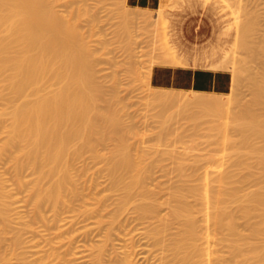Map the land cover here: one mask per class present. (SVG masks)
I'll return each mask as SVG.
<instances>
[{
    "label": "rangeland",
    "instance_id": "374dc122",
    "mask_svg": "<svg viewBox=\"0 0 264 264\" xmlns=\"http://www.w3.org/2000/svg\"><path fill=\"white\" fill-rule=\"evenodd\" d=\"M52 5L62 16L68 29L72 30L75 36H79L75 37L77 43L86 46L94 84L103 93L100 107L104 110L108 108L105 111L110 114L113 111L119 122L116 126V122L101 120L100 125H104L105 122L115 125L116 132H112L111 136L107 134L108 130L112 129L107 128L108 123L107 127L105 124L104 130L107 131L105 132L107 136L94 147L81 146L82 140L72 141L68 153L73 155H70L72 158L67 162V168L64 166L69 179L67 178V184L65 183L61 192L63 200L57 204L46 200L38 206L34 191L38 172L26 162L22 164L24 166H17L18 161L13 152L23 158L17 146L0 154V201L4 203L3 215L0 216V264H112L121 257L130 258L134 264H172L171 262L174 264L176 262L174 253L178 250L174 248L175 245L172 246L175 251L170 246L172 236L173 238L174 235L179 236L176 232H179L180 222L175 221L171 225L166 223L167 225L163 226L165 229L163 228L159 234L162 240L160 243H155L158 236L155 228L161 222L157 217L169 214L171 207V203L168 202L171 198L169 188L180 187L183 178L187 179L190 176L189 182L193 184L201 182V178L204 182L203 175L199 173V171L204 172V168L206 169L204 174L209 175V178L214 174L219 176L226 168L234 173L235 169L231 170V168H234L236 154H229L231 149L225 148L226 145L220 142L222 136L220 138L217 136L220 142L218 144L214 136L220 135L221 132L219 127L218 132L214 130L215 126L211 120L214 123L216 119L222 120L223 125L218 122L221 126H224V122H230L233 113H236L240 106L253 100L255 84L264 78V54L259 53L264 43L262 40L264 39V0H162L157 8L134 6L127 0H54ZM248 40H252V43ZM251 44L253 46L256 44L259 51L257 52ZM242 55L248 57L247 60L245 58L246 61ZM258 55H263L262 60ZM226 60L231 63L229 62L228 65V62L225 63ZM188 63L223 68L232 73L233 85L228 92L195 91L198 92L197 94L203 92L227 100L220 105V109L215 106L216 110L206 112L205 107L203 108V104L200 103L194 104L179 98L164 100L155 97V92L166 90H174L176 94H181V91L184 95L195 94L192 89L158 86L151 80L156 65ZM4 74L6 75L5 72ZM4 74H0L2 115L0 146L9 134L8 126L13 109L19 102L35 99L38 96L33 93L32 87H28L22 94L14 95L13 91L11 93L9 82L3 80V76L6 79ZM249 75L253 78L251 79ZM49 78L41 83L40 93H51L62 84L53 76L50 80ZM249 85H252L253 89ZM222 107L223 113H221ZM209 123L212 131L208 129L210 126L207 127ZM119 126L121 129H118ZM228 127L227 131L238 138V129L236 127L233 129V126ZM163 129L164 132H161ZM121 136L124 138L122 139ZM119 138L124 141L126 139L128 152L131 151V156L139 162V165L144 166L141 167L143 183L135 185V189L127 196L124 194V180L130 179L132 176L130 174H137L138 168L126 173L127 176L122 175L124 179H117L112 170L110 171V157ZM205 143L206 147L203 146ZM78 146L80 148L77 151ZM185 150L188 159L186 157L184 159L185 161L187 159L190 165H194V169L198 166L199 171L193 170V172L196 171L200 175L198 176L200 180L192 176L193 167L189 164L183 166L184 161L181 163L184 172L179 169L181 165L177 166L180 163L178 157L181 152L184 154ZM176 154L178 157H175ZM163 155H165L164 159ZM175 158L179 160L176 159L177 163L174 161ZM230 158L231 167L228 160ZM211 159L213 160L211 166H215L213 170L216 168L213 174L210 166L207 167ZM206 160H209L208 163ZM221 160L224 165L221 163L216 167ZM195 161H198L197 164ZM227 165L230 169L226 167ZM237 165L236 163L235 166ZM188 166V169H184ZM253 166L249 167L250 170H253ZM64 168L58 169L57 173L47 174L48 176L46 175L47 177L45 176L40 184L37 183L36 187L39 188L40 185L43 191L48 187L51 188L52 183L65 174ZM241 168L243 172L236 173L237 169L235 170L238 177L249 170L247 167L246 171ZM254 169L260 168L255 166ZM188 170L192 172L190 175L186 174ZM236 176L233 177L236 180L234 183L241 186L244 192L256 186L253 180L239 181ZM146 191L147 196L143 194ZM192 199L195 201L193 204L197 205L194 206V210L199 209L194 211L197 216L195 218H200L197 222H204L205 225V220H202L203 215L205 218V212L199 208L202 204L195 196ZM156 202L159 205L158 210L155 211L158 212L157 217H155L157 214L155 216L153 214L155 212L149 217L140 216L139 204H156ZM240 202L233 199L229 200L227 205L229 204L228 206L231 207L229 208L236 212ZM237 217L241 231L249 232V225L247 226L241 213ZM200 228L205 231L201 224ZM211 228L205 232L206 236L200 238V244L207 249L208 254L206 259L202 257L205 261L201 258L198 264L203 262L205 264L207 261L210 264L211 260V264H217L220 257L221 259L226 257L228 260L233 257L228 229L219 233L218 229ZM176 255L179 257L177 253ZM178 259L175 264H184L181 263L184 261L182 258ZM230 262L234 264L235 261Z\"/></svg>",
    "mask_w": 264,
    "mask_h": 264
},
{
    "label": "bare ground",
    "instance_id": "6f19581e",
    "mask_svg": "<svg viewBox=\"0 0 264 264\" xmlns=\"http://www.w3.org/2000/svg\"><path fill=\"white\" fill-rule=\"evenodd\" d=\"M53 3L54 0H0V74H4V72L6 73V75L4 74L6 79H4L3 76V80L5 82L6 80L9 82L8 84L12 88L11 93L13 91L14 95L24 93L28 87H32L33 93L38 94L35 99L25 100L21 103L19 102V104H17V106L11 112V122L8 126L9 134L3 144L0 146V154H2V152L4 151L6 152L8 149H12L13 146H17V148H19V150L23 154L22 158L19 154L14 153L15 151L13 152V155L15 154L14 157L18 161L17 166H24L22 164H24L25 162L31 164L36 172H38V181L36 182V184H40L39 182L43 178H46L48 176L47 174H53L54 172L57 173L58 169L60 170V168H64V166L67 165V162L72 158H70L71 154L68 153L69 148L71 149L72 141L74 142L75 140H82L81 146L86 145L94 147V145L96 146L98 144L97 142H102L103 139L106 138L105 136H107V134L111 136L112 132L115 133V125L113 126V124L111 123L116 122L115 124L117 126L119 122L113 111L111 112L112 114H110L108 113V111H105L108 110V108H105L104 110L100 107L103 93H101L102 91L100 90V88L94 84L95 82L93 81V75L90 71L91 63L89 52L86 49L85 45L82 44L81 46L80 43H77L75 37H77L78 35L75 36V34L71 32L72 30L68 29L62 16H60L57 10L54 9V5H52ZM135 13L137 14L138 12ZM241 33L243 32L241 31ZM262 40L264 42V39ZM250 42L252 43V40ZM255 45L256 44H254V46L252 45V47H255L258 52L259 49ZM233 50L234 47L232 51ZM259 53L264 54V43L263 45H261ZM244 56V60L245 58L247 60L248 57L246 55ZM262 56L263 55H258L259 58H261ZM170 60H172V58H170ZM227 62L229 65L230 61L226 60L225 63ZM225 63L224 65H226ZM244 74L246 73L244 72ZM252 75H249L251 79L253 78ZM51 76L60 80L61 82L58 81V83L60 82L62 84L51 93H40V90L42 88L41 83H44V81H46L49 77L50 80ZM259 81L260 82H256L255 84V94L253 95L254 98L252 97L253 100L248 104H244V106L242 107L240 106V109L237 110L236 113L234 112L235 114L233 113V117L231 118L230 122H224V126H221V123L223 125V121L216 119L215 123L217 124H215L212 120L211 123L214 124L215 131L218 132L220 130L221 132V134L220 132L218 133L220 135L216 134L214 138L217 139V136L219 138L220 136H222V141H220L222 145L224 144L226 145L224 146L225 148L231 149V151L228 150V152L230 151L229 154H236L237 159L234 163V168H231V170L237 169V172L234 170V173H238L239 171H241V167H243L244 171H246L247 168L252 167L253 165L259 167L260 169H256V171L254 169L255 166H253V170H250L249 168L247 172L241 174L238 177L236 176V173L234 174L224 167L225 172L222 170L223 172L221 171V174L219 176H216L214 174L213 177L211 175V178H209V175L207 176L206 174H204L206 171L205 168L204 172H200L198 166L196 169H194V165L192 166L189 164L187 160L188 157L185 154V150L184 154L183 152H181V155H179V157L177 156V154L175 155V157H178V159L180 158V163L178 162L179 164L177 166L181 165V167L179 166V169L184 172L182 170L183 167L181 163L184 161L183 166H187L189 164V166L193 167H190L192 169V172L193 170H196L199 171L201 176L203 175L204 182L202 178L200 180V175H198L196 171V175L194 172V174H192V176H195L197 180H200L201 182H203V184H201V182L195 184L194 182V186L193 182H189L190 176L188 177L185 175L188 178H185L186 180L183 178L184 181L182 179V185L180 183V185L182 187L184 186V188H181V186H177V188L176 186H174L173 189L169 188L171 189V198H169L170 201H168L171 203V207L168 212L169 216L167 214H164L165 216L161 215V217L158 216V212H155L158 210L157 207L159 206L157 202L156 204H139L140 216L143 215L142 217H149L153 212H155L153 213L154 216L155 214H157L155 217L158 216L157 219L161 220V222H159L160 220L158 221L159 225L155 228V232L156 234H158L157 239H155V241L157 240L155 243H160V241L162 240V236L160 237L159 234H161L163 228L165 227V225H167L166 223H170L171 225L174 224L175 221L180 222V229L178 228L179 232H176L177 235L179 234V236L175 237L176 235H174L175 239L172 236L170 247L174 251L177 248L176 250L178 251L176 253L180 258L184 260L181 263L186 264L187 262L188 264L189 262V264H198V261L202 257L205 259L207 258L208 251L204 246L200 244V238L206 236L205 232L213 227V230L218 229L219 233L223 230L228 229L227 232L231 237L225 238L229 239L230 242L228 240L227 241L230 243L231 252L233 253V257H231L230 260L226 259V257L221 259L220 255L217 256V259H219L220 257L219 262L216 259V262H218L217 264H233L230 261H235L234 264H264V78H261V80ZM250 84L252 83L250 82ZM251 86L250 88L253 89ZM193 91L195 93L193 95H184L183 91H181V94H176L174 93V90L157 91L154 95L155 97H157V99L160 98L164 100H174L176 98H179V100H188L190 102H193L194 104L200 103L201 105L203 104L202 106L203 108L205 107L206 112L216 110L215 106L220 109V105L224 104L227 101L219 97L203 94V92L201 94H197L198 92L195 91L199 90ZM12 99L14 98L12 97ZM220 111H218V114ZM196 113H198V111ZM221 113H223V107ZM1 117L2 115L0 113V121L2 119ZM101 120L110 121L111 123L107 122L109 126L106 122L103 124H106L105 127L108 126V129L110 127L112 130L114 128V130L110 131V129H107L109 133L105 131L104 125H100ZM213 120L215 121V119ZM218 122L221 123L218 124ZM211 123H209L207 127L210 126V128L208 129H211L212 131ZM228 126H233V129L235 127L238 129V138H235V136L233 137L229 133V130L227 131ZM119 127L118 129H121V127ZM221 127L225 128V130H222ZM214 130L213 133L215 132ZM221 130L224 132H222ZM165 131L167 130L165 129ZM105 132H107V134ZM161 132H164V129ZM124 136H121L122 139L124 138ZM202 137H204V135ZM218 139V144H220ZM121 140L119 138V140L116 142L113 153L110 157V171L112 170V173H114L117 179H124L123 177L128 175H126V173H130L131 171L140 168V170L137 169V174H130L132 175L130 179L124 180V194L127 196L131 194L133 189H135V185H140L143 183V171H141V169L143 170L144 166L142 165L143 168H141V164L139 165V162L131 156V151L130 153L128 152L129 148L127 147L128 144L126 143V139L125 141ZM213 141L216 142V140ZM203 146L206 147V143ZM79 148L80 146L77 147V151L79 150ZM72 152L73 151H71V153ZM160 153L162 155V152ZM161 155L159 154L160 158H162ZM223 156L224 155H222V157ZM185 157L187 158L186 161L188 163L185 161ZM164 158L165 155H163V159ZM152 159L154 160L155 158L153 157ZM176 159L177 158L174 159L175 163H177ZM212 159L210 161V165L208 164L207 167L210 166L213 174L216 168L213 170L215 166H211V163H213L214 160ZM228 160H230L229 167H231V158ZM208 161L206 163H208ZM195 162L197 164L198 161ZM224 162L226 164V161ZM151 163L152 161L150 162V164ZM221 163L222 165H224L223 161L221 160V162L216 165V167H218ZM236 163L238 164L237 166H235ZM189 166L184 167V169H188ZM226 167H228V165ZM229 167L228 169H230ZM64 170L63 171L65 172V174L63 172L64 175L62 174L63 176L61 178L55 180L52 183L51 188L48 187V189H44L43 191L40 185L39 188H37L35 184L34 191L36 193V203L38 204V206L46 200H51L56 204L57 202L63 200V197L61 198V192L64 189L63 186L65 187V185L67 184V178L69 177V174H67L65 168ZM200 170L202 169L200 168ZM241 172H243V170ZM187 173L188 175L191 174L189 170L188 172H186V174ZM234 176H236V179L238 177L239 179L237 180L239 181L253 180L256 186L244 192L242 190L243 188L241 189V186H238V184L235 185L234 182L236 180L235 178H233ZM187 183L190 185H187ZM188 186H190V188H188ZM143 194H146L147 196V191ZM191 195L198 198L197 200L202 204V206L199 208L205 212V218L204 215L203 218L201 215L202 220H205L206 222L205 225L203 224L204 222H197V220L200 218H195L197 216H195L196 214L194 211H197L198 208H195L194 210V206L196 204H193L195 202L192 199L193 196L190 199ZM233 199L241 201L240 203H238L239 208H237L236 212L235 210L230 209L231 207L228 206L229 204L227 205V202ZM3 204L4 203L0 201V216L3 215ZM239 211L244 217L243 219L246 221L247 226L249 225V232H243L238 227L239 220L237 215L240 216ZM200 224L204 226L205 231H203V228H200ZM173 245H175V249L172 247ZM176 253H174V255L177 262V259L179 257H177ZM121 258L116 259V261L112 264H134L130 258L127 259L128 257ZM213 261L215 262V258ZM210 262L212 263V260L209 261V263ZM171 263L173 264V262ZM205 264H208V261Z\"/></svg>",
    "mask_w": 264,
    "mask_h": 264
},
{
    "label": "crops",
    "instance_id": "0c3cea01",
    "mask_svg": "<svg viewBox=\"0 0 264 264\" xmlns=\"http://www.w3.org/2000/svg\"><path fill=\"white\" fill-rule=\"evenodd\" d=\"M127 1L134 6L157 8L162 0ZM151 80L158 86L220 93L230 91L233 85V76L229 70L193 63L156 65Z\"/></svg>",
    "mask_w": 264,
    "mask_h": 264
}]
</instances>
